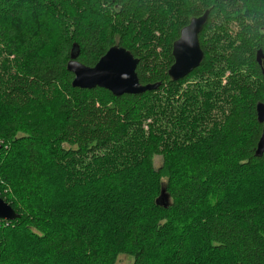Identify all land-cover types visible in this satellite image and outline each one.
<instances>
[{
    "label": "trees",
    "instance_id": "trees-1",
    "mask_svg": "<svg viewBox=\"0 0 264 264\" xmlns=\"http://www.w3.org/2000/svg\"><path fill=\"white\" fill-rule=\"evenodd\" d=\"M205 12L204 58L174 80L173 44ZM115 45L139 59L142 84L160 86H73L72 53L93 67ZM259 49L264 0H0V55L14 68L0 63V197L19 214L0 220V264H117L123 253L168 264L173 219L204 193L203 252L264 264ZM94 169L111 183H95ZM73 183L88 202L68 213L57 198ZM105 222L114 246L94 234Z\"/></svg>",
    "mask_w": 264,
    "mask_h": 264
},
{
    "label": "water",
    "instance_id": "water-1",
    "mask_svg": "<svg viewBox=\"0 0 264 264\" xmlns=\"http://www.w3.org/2000/svg\"><path fill=\"white\" fill-rule=\"evenodd\" d=\"M208 17L205 12L199 17L191 19L190 23L182 28L179 38L173 44L175 62L168 73L174 80H180L200 66L204 52L199 41V33L203 29ZM68 69L74 73L73 86L80 88L102 87L115 95L141 94L154 90L160 83L142 84L137 74L139 59L125 47L112 46L95 64L90 67L76 60L77 55L72 53ZM257 62L262 64L264 53L259 49L256 54ZM258 121L263 124V130L257 144L256 155L264 154V103L256 106ZM1 148V145H0ZM162 199L167 200V195ZM167 202V201H166ZM19 217L16 210L0 197V220L12 221Z\"/></svg>",
    "mask_w": 264,
    "mask_h": 264
},
{
    "label": "rangeland",
    "instance_id": "rangeland-1",
    "mask_svg": "<svg viewBox=\"0 0 264 264\" xmlns=\"http://www.w3.org/2000/svg\"><path fill=\"white\" fill-rule=\"evenodd\" d=\"M238 25L235 24L234 29ZM7 58L9 57L6 54L0 55V63L2 65L4 62H6L5 66H7L10 61H7ZM11 57L10 59H12ZM8 69L14 70V68L9 64ZM228 70L224 73L226 74ZM250 73V69L248 70ZM229 73H227L222 80L224 82L227 81V76ZM250 79H256L255 76L249 75ZM9 114H5L4 118L8 117ZM191 131V130H190ZM162 164V157L156 156L155 157V165L158 167ZM95 174V183H98L102 188L105 186L106 183H111V178L105 179L104 177V184L103 179L99 173H96V169L92 172ZM85 181L88 183V180L86 179V176H82ZM66 186H69V184H66ZM69 189V191L61 190L60 197L57 198L58 200H61L66 209L68 210V213H74V211H78L82 205H86V195L84 192L78 191V185L73 183L72 189ZM10 190V189H9ZM207 191V190H206ZM209 191V190H208ZM12 192V191H11ZM209 193H207L208 195ZM98 195L101 196V193L98 192ZM205 193L202 199L200 200L199 197H196L193 201L190 202L189 206H187V209L185 211V216L180 217L179 219L175 217L176 219H173V233H175L178 236V239L174 234L171 235V241H174L172 244L169 245V253L167 254L168 257V264H192V262L200 263V264H218V262H215L216 259L213 257V254L210 253H204L201 249V244H203L204 239L207 237V233L205 229L203 228L205 222L207 221L208 217L206 216L207 210L212 209L213 205L208 204L205 200ZM56 199V198H55ZM146 208V203L142 205L137 211H135L132 215L133 217H140V213L144 211ZM102 227H105V231L101 232L99 229L94 230L95 235H99L101 240L104 241V243L107 246H114V241L117 240L119 237L117 235H114L111 233L110 228L111 225L108 222L102 223ZM200 227H199V226ZM190 228V230H189ZM201 229L198 233H195L194 231ZM114 235V236H113ZM114 237V240L112 238ZM201 247V248H200ZM207 252V250H205ZM204 254L203 258L202 255ZM211 256L212 260L209 258ZM134 258L128 254H121L119 256V260L117 264H131L133 262ZM150 262H153L154 264H159V261L157 258H150ZM203 261V263H202ZM63 260L61 261V263Z\"/></svg>",
    "mask_w": 264,
    "mask_h": 264
},
{
    "label": "flooded vegetation",
    "instance_id": "flooded-vegetation-1",
    "mask_svg": "<svg viewBox=\"0 0 264 264\" xmlns=\"http://www.w3.org/2000/svg\"><path fill=\"white\" fill-rule=\"evenodd\" d=\"M258 64H259V66H260V68H261V72H262V74H263V76H264V59H263L262 64H260V63H258Z\"/></svg>",
    "mask_w": 264,
    "mask_h": 264
}]
</instances>
